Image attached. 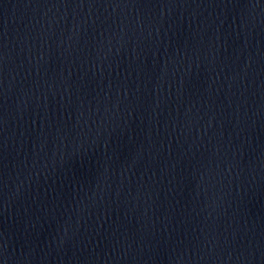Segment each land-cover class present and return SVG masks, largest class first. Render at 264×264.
Here are the masks:
<instances>
[{
	"label": "water",
	"instance_id": "water-1",
	"mask_svg": "<svg viewBox=\"0 0 264 264\" xmlns=\"http://www.w3.org/2000/svg\"><path fill=\"white\" fill-rule=\"evenodd\" d=\"M0 264H264V0H0Z\"/></svg>",
	"mask_w": 264,
	"mask_h": 264
}]
</instances>
